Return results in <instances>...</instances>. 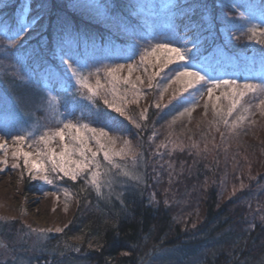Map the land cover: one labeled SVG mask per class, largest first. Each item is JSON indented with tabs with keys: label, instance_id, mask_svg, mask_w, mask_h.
<instances>
[{
	"label": "trees",
	"instance_id": "obj_1",
	"mask_svg": "<svg viewBox=\"0 0 264 264\" xmlns=\"http://www.w3.org/2000/svg\"><path fill=\"white\" fill-rule=\"evenodd\" d=\"M263 9L250 0H0V113L27 126L1 127L0 134L23 135L40 147L41 134L84 118L103 129L106 142L109 133L136 139L144 152L141 181L121 174L128 158L110 162L98 153L97 171L110 176L102 195L87 173L61 180L78 197L56 237L63 251L76 250L89 264H264V221L249 217L255 203L264 208V167L230 194L243 166L264 162V93L236 97L229 115L233 97L221 85L219 99L208 104L215 82L264 84V22L257 17ZM184 12L191 13L187 29L204 41L194 51L182 45L176 24ZM162 43L180 48L185 59L162 66L139 89L144 115L133 103L124 108L118 73L144 70L146 56ZM183 67L204 80L168 102L188 87L170 88ZM47 92L59 97L63 118L49 115ZM83 108L90 115L80 116ZM186 125L192 130L182 134ZM173 142L184 146H162ZM50 186L41 175L27 178L33 191Z\"/></svg>",
	"mask_w": 264,
	"mask_h": 264
},
{
	"label": "rangeland",
	"instance_id": "obj_2",
	"mask_svg": "<svg viewBox=\"0 0 264 264\" xmlns=\"http://www.w3.org/2000/svg\"><path fill=\"white\" fill-rule=\"evenodd\" d=\"M233 1L239 2L242 0ZM250 2H253L257 8H261L264 4V0H250ZM190 14V12H184V14L179 16L176 24L179 27V35L183 38L182 45L188 50L194 51L200 48L204 41L198 42L200 38L199 32L195 33L194 29H187ZM257 17L264 22V9L257 14ZM35 31H37V29L33 30V32ZM251 31H253V28ZM145 63H148L145 69L135 73L136 75L140 73L139 78H135L133 72H127L126 69H121L115 79L116 83L120 86L115 89L120 92L116 95L119 99L117 101H120L119 103H122L124 108L130 106L131 103L137 105L139 107L138 110H140L143 115L145 114L147 103L141 99L139 89L147 87L151 83V77L155 76L165 63L162 52L157 50L153 53L152 51L150 55L148 54V56H146ZM261 73L264 74V65L261 69ZM188 79V77H177L170 88L181 89L184 84H187L186 81ZM119 83H121V85ZM211 88L212 93L208 95V99H211L208 100L209 105H211L213 101L215 102V99L217 100L216 96L220 95L219 93L224 91L216 87V85ZM188 89L190 88L185 87L181 89V92L171 97L172 99L168 102L182 97V94L186 93ZM46 94L48 99H46V102L43 104H45L46 109L50 112L49 115L55 118V120L63 118V112L60 110L58 104L59 97L51 94V92H47ZM40 99L41 98H39V100ZM217 103L220 104V102ZM237 107L238 104L231 115L236 111ZM89 112L91 111L83 108L79 111V115L83 116L84 113L90 115ZM86 122L87 120L84 118H82L81 121L77 118L74 120H64V124H62L59 129L54 130V132L53 130H48L44 134H41L40 137H45L47 143L42 140L43 145L40 147H36L37 145L27 142L25 139L23 141H17L14 138H7L0 134V145H3V147H0V264H89L82 260V253L76 250L73 251V249L63 251L62 248L64 247H62L59 240L56 239L57 234L60 232L56 231V229H64L71 222V218L75 214L78 205V197L71 187L61 182V180L65 178L63 173L59 172L58 169L53 170L51 162L43 155V153L48 152L49 149H54L59 153L63 150L64 144H68L69 152L73 153L72 159H79L78 153H75V149L83 146L80 145L77 140L73 139L77 134V129H79L80 135L85 139L87 146L93 151H97L100 145L103 144L105 145L103 150L110 151L111 159L118 160V158H128L129 162H125L119 167L121 174L133 178L135 176L139 181L143 180L145 175V164L143 163L144 152L140 151L139 144H134L136 139L125 140L127 141L126 144L124 140H117V135L109 133L107 142L105 140V135L100 136V144H97L96 139L93 137V133L87 129H96L97 136H99L101 129ZM68 124L74 127L65 128V125ZM14 126L20 127L21 122L10 119L6 115L0 113V128L10 129L11 127L14 128ZM85 126H87V128ZM25 127H27L26 124H22L21 128L23 129ZM191 128V125H186L185 128L182 129V134H184L186 130H192ZM60 129H63L65 132L64 141H60L59 136L55 135ZM49 137H51V139H48ZM110 137L112 139H110ZM162 146L168 148L177 146L181 149L184 145L173 142L165 143ZM21 147L23 151L33 153V156L29 157V161L36 159V154L38 152L41 153L39 159L45 163L48 171L46 173H37L36 171L29 172L28 168L31 165L30 163L28 166L25 165L24 157L19 154V149ZM103 150L98 151V153L103 155ZM121 151L126 154L119 156L113 155V152ZM14 152L17 153V155L14 156ZM88 155L90 156V153H88ZM5 160L7 163L3 162ZM257 164L258 166L254 167L255 169L251 168L250 162H248L245 167L243 166L241 169L242 178H239L240 182L231 184L230 194H233L235 190L244 189V186L246 188L249 183L248 180L243 181V178H256L260 175L258 170L259 167L263 169L264 162L260 160ZM102 167L105 170V174H107L105 165ZM94 170L97 171L95 167ZM103 173L104 172H102V175ZM42 174L48 176L46 182L51 185L48 191L38 192L27 187V178H35ZM54 174H58V176L52 178ZM102 175L99 178L100 195H102V190L105 189L107 192L110 190V176L108 175L106 178V175ZM87 176L90 179V175L88 174ZM256 204L257 203H255V207L251 209L249 217L255 221H264V208Z\"/></svg>",
	"mask_w": 264,
	"mask_h": 264
},
{
	"label": "snow or ice",
	"instance_id": "obj_3",
	"mask_svg": "<svg viewBox=\"0 0 264 264\" xmlns=\"http://www.w3.org/2000/svg\"><path fill=\"white\" fill-rule=\"evenodd\" d=\"M27 29L24 28L20 32L16 33L17 36L22 35L24 32H26ZM253 32H255V29H253ZM251 38V37H250ZM15 43V41H12ZM157 50H160L163 54L165 63L163 64V67H167L168 64H172L174 61H183L185 59V54L182 52V50L178 47L173 46L169 43H162L157 44L153 49V53H155ZM159 59V57H158ZM71 67V65H69ZM120 68L123 67V65L119 66ZM131 67V66H130ZM109 71H113L112 69H109ZM177 77H188L189 79L186 81L188 88L193 87L194 83H200L204 80V77L200 75L199 72L191 71L187 67H183V69L179 72H177ZM216 87H220L221 85L228 87L231 91L230 93H226L225 95H231L233 97V102L231 107L228 109V114L231 115L232 111L236 108L237 104L239 103V100L236 99V97H243L247 92H261L264 93V84H253V83H245L243 85H239L237 81L235 80H223L220 82H215ZM209 94L212 93V88L208 89ZM219 99V97H217ZM105 103H109L107 100ZM261 105H264V100H261ZM111 106V105H110ZM116 112H122L121 108H116ZM103 115V118L106 120L108 118L107 115L99 114L97 113V117ZM225 124H227V120L224 121ZM74 127L71 124L65 125V128H72ZM87 128V126H85ZM88 131L93 133V137L96 139L97 144H100V136H105L106 133H104L103 129L100 130L99 136L96 135V129H87ZM77 134L73 137V139L77 140L80 145L83 147H79L75 149V153H78L79 159H72L73 153L69 152V146L68 144H64V148L61 152L57 153L54 149H49L48 152L43 153V155L51 162L53 166V170H59V172L63 173L65 177H69L71 180L75 181L81 174H89L90 175V182L93 184L97 190L100 189V173L96 170H94L93 166L98 169L100 167L99 163L97 162V155L98 151L103 150L105 148V145L101 144L100 148L97 151H93L91 148L87 146V143L82 135L79 133V129L76 130ZM55 135L59 136L60 141L65 140V132L63 129L58 130ZM17 141H23L25 137L23 135H18L14 137ZM41 140H44L45 143H47V140L45 137H40ZM48 139H51L49 137ZM114 143V141H113ZM127 144V141H125ZM0 147H3V145H0ZM90 153V156L88 155ZM19 154L24 157V163L26 166L29 165L28 168L29 172L36 171L37 173H46L48 171V168L46 167L45 163L39 159L41 153H37L36 159H32L29 161V157L33 156V153L23 151L22 147L19 149ZM122 154H126L121 152H113V155L119 156ZM13 155H17V153H13ZM103 158L106 161L111 162L110 157V151L109 150H103ZM4 163H7V161H3ZM118 166V165H117ZM42 179L48 180V176L46 174L41 175ZM51 182V181H49ZM56 231H62V229H56Z\"/></svg>",
	"mask_w": 264,
	"mask_h": 264
}]
</instances>
